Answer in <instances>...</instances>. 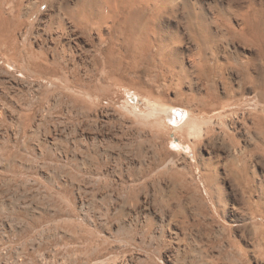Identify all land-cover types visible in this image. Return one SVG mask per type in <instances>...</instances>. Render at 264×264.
Wrapping results in <instances>:
<instances>
[{
    "label": "bare ground",
    "instance_id": "6f19581e",
    "mask_svg": "<svg viewBox=\"0 0 264 264\" xmlns=\"http://www.w3.org/2000/svg\"><path fill=\"white\" fill-rule=\"evenodd\" d=\"M47 4L51 11L41 21ZM37 26L51 37L73 29V40L96 37L106 43V49L98 48L102 72L136 95V104L127 102L130 115L149 119L133 120L141 133L160 143L165 155L175 144L192 151L191 158H184L190 174L166 159L140 176L133 172L123 189L126 202L153 192V218L176 240L194 229L212 239L211 222L225 217L234 224L251 223L253 242L264 258V0H0V57L43 79L50 94L80 105L99 85L71 74L58 56L51 60L35 52L30 41ZM140 103L149 111H141ZM155 181L159 184L150 185ZM63 219L79 245L74 264H125L105 236L81 229L71 213ZM220 228L225 259L250 264L232 227ZM125 230L119 235L133 241L131 230Z\"/></svg>",
    "mask_w": 264,
    "mask_h": 264
},
{
    "label": "rangeland",
    "instance_id": "374dc122",
    "mask_svg": "<svg viewBox=\"0 0 264 264\" xmlns=\"http://www.w3.org/2000/svg\"><path fill=\"white\" fill-rule=\"evenodd\" d=\"M49 6L42 9L41 21L51 11ZM38 27L31 36L32 49L47 53L51 60L58 56L71 74L95 82L99 88L93 89L90 99L75 105L65 95L47 92L43 79L17 70L12 60L0 57V264H74L72 254L79 245L63 219L70 213L82 222L79 225L76 220L81 229L96 232L101 238L105 236L103 239H108L114 254L122 256L125 264H232L223 256L225 247L218 235L222 226L232 227L250 264H264L253 242L255 226L251 223L234 224L225 217L211 222L212 239L194 229L176 240L168 229L163 233L153 218L156 207L152 188V193L144 192L137 201L126 202L123 189L131 182L133 172L140 176L147 168L152 170L172 160L175 166L190 174L184 158H191L192 151L175 144L170 147L169 155H165L160 143L150 141L145 132L141 133L142 129L134 121L137 118V121L149 122V119L130 115L132 109L127 102L136 104V95L127 86L109 81L102 72L99 61L104 57L99 56L98 50L102 46L106 49V43L101 44L96 37L73 40L76 33L73 29L64 30L59 37L53 36L56 41ZM38 33H42V39L37 37ZM45 93L49 94L47 99H43ZM136 106L143 112L149 111L145 104ZM202 156L209 158L206 151ZM156 181L150 185L159 184ZM196 181L200 184L198 178ZM126 228H133L130 232L133 241L119 235ZM133 233L138 236L133 238Z\"/></svg>",
    "mask_w": 264,
    "mask_h": 264
}]
</instances>
